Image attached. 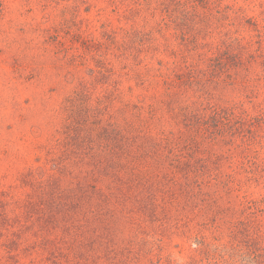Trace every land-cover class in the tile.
Instances as JSON below:
<instances>
[{"label": "rangeland", "instance_id": "obj_1", "mask_svg": "<svg viewBox=\"0 0 264 264\" xmlns=\"http://www.w3.org/2000/svg\"><path fill=\"white\" fill-rule=\"evenodd\" d=\"M0 264H264V0H0Z\"/></svg>", "mask_w": 264, "mask_h": 264}, {"label": "trees", "instance_id": "obj_2", "mask_svg": "<svg viewBox=\"0 0 264 264\" xmlns=\"http://www.w3.org/2000/svg\"><path fill=\"white\" fill-rule=\"evenodd\" d=\"M182 116H184L185 118H187L188 112L187 109L185 108L184 110H180ZM73 142L68 143V145L64 148V152H62V156H64L65 160L70 161V157L72 158V155H76L78 154V150H81L80 145L78 144V137L76 135V137L74 139H72ZM164 142V143H162ZM163 146L168 147L170 143H167V139L161 141ZM154 144L152 142V139L149 142V145ZM145 145V144H144ZM84 145L82 144V147ZM109 147L108 149H106V154H104L103 157H95L93 159H91V162L94 164L93 167L91 168H85L83 167L84 164L90 165V160L88 162L85 163L84 159H81L80 161L76 160V158H74L73 160L75 161L76 167L78 168L79 171H82L81 173H79V175H81V177H78V174H76L75 179L78 178L77 182L78 183V190L80 191L79 193L81 194L82 197H86V195L84 193H86V189L84 188V184L86 183H90V182H97V181H101L103 180L105 177L109 176V166L110 163L113 162L112 158H116V156L118 154H120L121 150L122 152H124V150H142V136H140L139 134L135 137H124L121 135H118L115 137V139L113 140V142L107 146ZM106 147V148H107ZM70 148V149H67ZM83 149V148H82ZM64 159H53L51 160L54 169H56V172L60 173L61 176L63 177H71L74 175V170H71L69 168V166L63 161ZM92 166V165H91ZM86 169V170H83ZM66 179V178H65ZM53 180V179H51ZM54 181V180H53ZM87 185V184H86ZM93 189V193L90 196L89 200H91L94 196H99L101 199H105L106 198V194L103 193L101 188L95 187V186H90ZM82 191L84 193H82Z\"/></svg>", "mask_w": 264, "mask_h": 264}]
</instances>
